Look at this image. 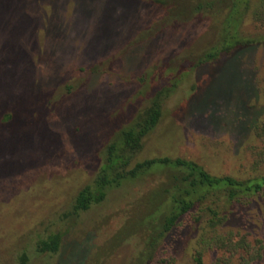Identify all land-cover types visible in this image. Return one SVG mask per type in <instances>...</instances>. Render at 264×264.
<instances>
[{"label": "trees", "instance_id": "trees-1", "mask_svg": "<svg viewBox=\"0 0 264 264\" xmlns=\"http://www.w3.org/2000/svg\"><path fill=\"white\" fill-rule=\"evenodd\" d=\"M104 1L101 3L105 6ZM63 5L66 7L56 13L54 24L58 27L63 23L58 15L63 18L67 8L72 23L78 21L82 28L89 26L95 35L100 23L109 22L113 16H99L101 13L92 0H87L85 8V0ZM130 6L139 11L129 12ZM80 7L85 9L81 16L73 9ZM119 9L128 12V17H119L120 26L113 32L105 29L104 34H98L102 38L99 50L96 51L99 44L95 42L92 49L79 54L85 64L96 59L106 61L102 70L91 64L83 66L79 70L83 76L110 74L117 78L115 86L124 85L119 95L106 98H111L112 103L105 106L89 107L93 100L89 96L79 98L80 89L72 92L66 84L74 75L72 70L79 68V58L65 59L70 50L66 53L62 32L56 33L51 60L38 54V61L35 55L28 56L23 51L28 45L20 48L11 40H0L5 49L3 66L19 64L23 71L30 70V76H22L21 88L13 82L0 85V124L5 127V132L0 131V167L10 170L11 176H25L27 171L46 169L45 166L53 172L34 177V185L21 192V196L15 195L0 204H10L0 209L7 216L15 204L27 210L25 216L31 210L25 202L39 209L29 216L30 220L39 217L31 225L4 223L0 227V247H4L0 264H32V259L59 255L66 236L80 225L84 214L105 205L114 195L126 197L132 188L147 183L151 188L138 198V208H133L120 231L126 230L124 234L137 241L134 256L127 264H179L182 256L190 258L192 264H205L210 255L212 264H262L264 240L253 236L257 228L253 227L251 214L256 207L264 215V108L256 106L261 95L252 59L258 49H264V0H130L123 1ZM249 21L254 32L246 28ZM84 32L87 31L81 30V35ZM47 40L43 35L37 47L42 48ZM140 47L145 52L140 55L139 64L130 61L133 56L123 59ZM182 47L191 48L195 58L175 59L174 50ZM161 57L160 65L149 67L151 60ZM135 58L138 60V56ZM235 64H241L251 74L238 76L245 87L242 92H233L237 80L230 78L232 85L224 95L211 93L208 103L194 99L209 77L208 70L219 73ZM47 80L52 83L41 88L46 85L41 82ZM182 85L189 87V97L182 107L170 111L168 105ZM59 88H63L61 98L54 93ZM234 93L238 99L233 107ZM45 95L53 105L65 100L57 108L62 115L80 106L91 108L89 113L94 118L98 115V127L88 129L82 140L88 147L82 156L84 165L73 168L76 174L88 169V178L79 186H58L61 164H68L59 159L65 147L61 130L65 131L68 124L61 119L53 129L49 120L37 117L41 108L37 99ZM98 98L102 100L103 96ZM14 106L25 108L23 114L14 117ZM190 107L198 111L207 107L211 115L207 123L228 129L252 159L251 174L214 173L205 164L174 153L170 147L172 140L157 135L164 120H180ZM227 116L231 118L227 120ZM228 121L232 122L230 128L225 126ZM11 130L12 136L6 134ZM96 130L99 134L95 139L91 133ZM7 136L22 139L21 146L7 148ZM49 189L52 195L64 197L65 204L54 212L49 228L39 232V226L47 219L43 215L48 207L41 201L51 193ZM24 238L32 245L31 253Z\"/></svg>", "mask_w": 264, "mask_h": 264}, {"label": "rangeland", "instance_id": "rangeland-1", "mask_svg": "<svg viewBox=\"0 0 264 264\" xmlns=\"http://www.w3.org/2000/svg\"><path fill=\"white\" fill-rule=\"evenodd\" d=\"M67 1L69 2L76 0H0V40H11V42L20 48L26 47V45H28V48L23 51H25L28 56L32 54L35 55V59L38 61H40V59L37 58L38 54L42 59L51 60V58L54 57L51 56V50L54 49L53 46L57 37L56 33L62 32L66 38V53L70 50V54L65 57V59L76 60L79 58V54L81 52H86L87 50L92 49V43L97 42L99 46H97L96 51L99 50V47L102 44V38L98 36V34H100V32L101 34H104L105 29L109 30V32H113L115 28L120 26L121 20L119 17H128V12L123 13L119 8L123 1L130 0H106L104 1L106 2L105 6L102 5L101 0H92V2L96 5V7L94 6L97 8L96 10L101 13L99 16L103 17L104 14H109V16L111 14L113 15L110 17L111 20L109 22H105V24L100 23L98 26L100 30L98 31L97 35H95V31L90 29L89 26L82 28L80 22L75 21L72 23L69 8L65 10L63 18L62 16L58 15V18L61 21L63 20L62 25L59 27L55 26L54 22L56 19V13H59L60 10H63L66 7L63 5V3H66ZM77 1L82 2L83 0ZM59 4L61 5L60 9L58 7ZM86 5L87 0H85V6L83 8H85ZM83 8L80 7L73 9L78 10L81 13V16L85 11ZM127 10L131 13H136L139 11V8L134 9L130 6V8ZM45 22L47 24H45ZM86 24H89V22L87 21ZM252 24L253 23L249 21L246 24V28L254 32L255 30ZM121 27L125 28V26ZM81 30H85L87 32H84L83 35H81ZM78 32H80L79 35L77 34ZM43 35L48 37L47 44H44L42 45V48H39V46L37 47V43L40 44L39 40ZM2 45L3 43L0 44V76H7L9 78L6 79L0 77V85L5 86L6 84L8 85L9 82H13L16 87L21 88L23 83L22 76H30V70L23 71L21 65L19 64H14L11 67L5 65L3 66L2 57L5 56V49H2ZM107 47L110 49L112 45H107ZM173 48L176 49L175 46ZM146 49V51L149 50V48ZM144 52L145 48L140 47L138 50L134 49L130 55L123 57V59L127 60L129 57L133 56L130 58V61L134 64L136 62L139 64V62H141L140 55ZM174 55L175 57H173L175 59L178 58V61L183 60L184 58H195L191 48L187 49L186 47L174 50ZM135 56H138V60L135 58ZM162 57L151 60L149 67L152 68L160 65ZM252 60H254L253 63H255L252 64V68L255 69L254 76H257L258 78L257 87L259 88V93L261 95V101L258 102L256 106L260 109H263L264 49H258V51L255 52L254 59ZM76 62L79 63V68L72 70L74 75L70 76V79L66 82V84L71 87V91L73 92L77 89H80L78 94L80 96L79 98L89 96V98L93 100V103L89 107L105 106V104L108 105L109 103H112V100L110 101L111 98H106L108 96H112V94V97H115L118 93L120 94V90L122 89V86H124L123 84L119 87L114 85L117 81L115 76L100 73L92 76H83V73L79 72L83 66L87 67L88 64L98 67L100 70L105 69L104 65L102 64H104L106 61L96 59L85 64L82 59L79 58V60ZM133 63L127 64L132 67H136V65ZM106 65L108 66V63ZM244 69L245 67L241 64H239V66L235 64L230 67H225V69H222L219 73H213L212 71L208 70L206 76L209 77L205 79L204 87L200 89L199 93L194 99L198 101L205 100L207 103L210 102L212 94L218 96L223 92L225 93V91L229 89V86L232 85L230 78H236L237 80L236 87H234L236 91L233 92H242V88L245 87L240 81L241 76H251L248 70ZM121 73H123V71ZM211 76L217 77L211 79ZM238 76H240L239 79ZM85 77L87 78L85 81H83ZM195 77L197 78L198 76ZM80 78H82V80H80ZM41 83H43L42 85L46 84L45 86L41 87L46 89L52 83V80H47ZM41 83L39 86H37L38 90H40ZM111 89H113V91ZM62 90L63 88H59L54 92L57 94L58 98H61V93L63 94ZM1 91L2 89L0 88V92ZM188 91L189 87L187 85H182L179 92L170 101L168 109L173 111L182 107L184 103L183 101L189 97ZM224 93L222 95H224ZM98 96L101 98L103 96V101L99 99ZM48 98L50 97L45 95L43 98L40 97L37 99L40 100L39 102L41 106V108H39L40 111L37 113V117L49 120L52 123L53 129H55L57 123H59L61 119H63L62 121L68 124V127L65 129V131L61 130V132H63L62 141L65 147L63 148V152L61 151L59 158L60 160H67L68 164L67 166H65L66 164L64 163L61 164L62 167L58 173L60 175L57 176L59 177L57 183H59V187L64 189L76 187L77 185L79 186L80 184L84 183L88 178L87 168L83 172L77 174L73 173V168L75 166L79 167L80 165H84L82 162V156L87 153L86 149H88V147L82 144V140L84 139L83 137L86 135L88 129H93V126L98 127V125L95 124L98 122V115L97 119L94 118L93 114L89 113L91 108L86 106H80L79 109L72 108V110H69V112L66 113L67 115H62V111L59 113L57 108L60 106V104L61 106L62 104H65V100L62 103L60 102L59 105H53L50 103V99ZM237 99L238 97L236 93H234L232 95V100L234 102L232 105L236 103ZM234 106L235 105H233V107ZM191 109L192 107L187 108L185 115L180 118V120H171V118L164 120L163 125L158 131L157 135L161 138H168L170 141L172 140L170 147L173 149L174 153L195 159L205 164L207 168L212 170L214 173H232L237 175H243L247 173L251 174L252 159L249 158L250 156L245 152L246 150L238 146L237 139H235V137H233L228 132V129H220L219 127H216L215 124L213 126L207 123V120L211 121V115L206 111L207 107H203L199 111L198 109ZM23 110H25V108H22V106H14L13 112L15 115L13 116L18 117L19 115H22ZM227 118V120H229L231 117L227 116ZM230 123L232 122L228 121V123H225V126L230 128ZM1 126L2 125L0 124V131L5 132V127ZM9 132L13 131L11 130L6 133L12 136L13 133ZM98 134L99 133L96 130L91 133V137L96 139ZM4 141L6 143V147H10V149L18 148L22 144V139L11 138L9 136L4 137ZM46 158L44 160L47 161ZM45 168L46 169L37 167L36 170L27 171L25 176H22V174L19 173L18 175L13 174V176H11V171L5 169L4 166L1 165L0 204L5 203L8 200H12L11 197H15V195L21 196V192L34 185L32 184L33 181L35 182V179H33L34 177L43 175L44 173H46V176H48V174H53L51 168H47V166H45ZM21 176L23 178H21ZM57 183H55V185ZM151 186L152 185L150 183L136 186L128 192L126 197L123 195H114L110 197L105 205L93 208L91 211L84 214L80 220V225L66 236L60 254L55 257L32 259L30 256V253L33 251L32 245L30 244L28 238H24L25 241L29 242L28 251H30V253L28 252V255L32 259L31 263L127 264L134 256V252L137 249V241L131 238L129 239V236L124 234L126 230L125 232L120 231L125 225L126 220L133 213V208L134 210L138 208V198L146 194ZM52 193V191L51 193L48 192L46 198L42 197L44 201L41 202L48 205L43 215L44 217H47V219L46 221H43V225L41 224V226H39V232H44L45 229L49 228L50 223L54 220V212L57 209H59V211L63 209L65 204L64 197L58 196V193L56 196L55 193L54 195H52ZM25 203L26 206H29L31 209L29 216L35 211H39V209L31 205L32 203ZM9 205L4 207L0 206V209L6 208ZM52 207H54L53 211L50 210ZM26 211L27 210L23 211L21 209V205L19 206L15 204L8 216L5 212H0V227H3L4 223H13L14 225H31L30 223L39 218L36 217L30 220L29 216H25ZM251 222L254 224L253 227L257 228V231H254L256 233L253 236L255 238L264 240V215H262L256 207L252 210ZM1 232L2 231H0V234H2ZM0 248V252H3L4 250L2 249L4 247L1 246ZM212 259L213 256H208L205 260V264H212ZM178 262L179 264H192L191 259L186 256L179 258ZM262 264H264V261Z\"/></svg>", "mask_w": 264, "mask_h": 264}]
</instances>
